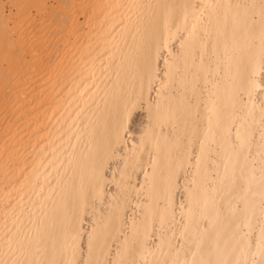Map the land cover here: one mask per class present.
I'll list each match as a JSON object with an SVG mask.
<instances>
[{
  "label": "bare ground",
  "instance_id": "obj_1",
  "mask_svg": "<svg viewBox=\"0 0 264 264\" xmlns=\"http://www.w3.org/2000/svg\"><path fill=\"white\" fill-rule=\"evenodd\" d=\"M0 0V264H264V0Z\"/></svg>",
  "mask_w": 264,
  "mask_h": 264
},
{
  "label": "rangeland",
  "instance_id": "obj_2",
  "mask_svg": "<svg viewBox=\"0 0 264 264\" xmlns=\"http://www.w3.org/2000/svg\"><path fill=\"white\" fill-rule=\"evenodd\" d=\"M5 1V9L8 10V8H10L9 4L6 2V0H3V2ZM262 74L264 75V71H262Z\"/></svg>",
  "mask_w": 264,
  "mask_h": 264
}]
</instances>
